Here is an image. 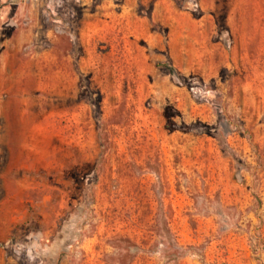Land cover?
<instances>
[{"label": "rangeland", "instance_id": "rangeland-1", "mask_svg": "<svg viewBox=\"0 0 264 264\" xmlns=\"http://www.w3.org/2000/svg\"><path fill=\"white\" fill-rule=\"evenodd\" d=\"M0 264H264V0H0Z\"/></svg>", "mask_w": 264, "mask_h": 264}]
</instances>
